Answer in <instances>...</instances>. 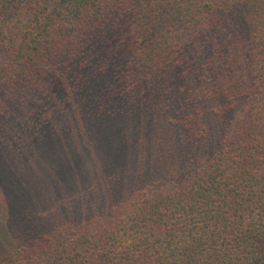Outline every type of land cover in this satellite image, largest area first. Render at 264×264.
Listing matches in <instances>:
<instances>
[{"label":"trees","instance_id":"16d2710c","mask_svg":"<svg viewBox=\"0 0 264 264\" xmlns=\"http://www.w3.org/2000/svg\"><path fill=\"white\" fill-rule=\"evenodd\" d=\"M86 84L154 105L192 153L169 165L157 135L160 183L0 235V264H264V0H0V119Z\"/></svg>","mask_w":264,"mask_h":264},{"label":"rangeland","instance_id":"374dc122","mask_svg":"<svg viewBox=\"0 0 264 264\" xmlns=\"http://www.w3.org/2000/svg\"><path fill=\"white\" fill-rule=\"evenodd\" d=\"M72 95L45 102L34 114L0 119L4 239L21 244L57 222L106 214L109 200L130 185L139 183L131 186L138 190L160 183L165 174L154 176L150 166L163 152L152 145L155 138L161 146L159 134L170 147L169 165L192 153L154 105L146 111L132 100L109 98L101 84L83 85Z\"/></svg>","mask_w":264,"mask_h":264}]
</instances>
